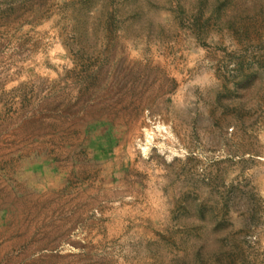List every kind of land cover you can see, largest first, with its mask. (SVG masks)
I'll use <instances>...</instances> for the list:
<instances>
[{"label":"rangeland","instance_id":"obj_1","mask_svg":"<svg viewBox=\"0 0 264 264\" xmlns=\"http://www.w3.org/2000/svg\"><path fill=\"white\" fill-rule=\"evenodd\" d=\"M0 264H264V0H0Z\"/></svg>","mask_w":264,"mask_h":264}]
</instances>
